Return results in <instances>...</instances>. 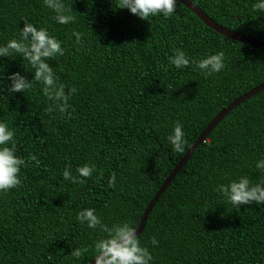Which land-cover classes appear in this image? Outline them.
<instances>
[{"label":"trees","instance_id":"1","mask_svg":"<svg viewBox=\"0 0 264 264\" xmlns=\"http://www.w3.org/2000/svg\"><path fill=\"white\" fill-rule=\"evenodd\" d=\"M192 1L218 23L264 41L256 0ZM65 3L76 19L62 25L41 0H0V46L20 39L25 17L63 41V56L44 59L68 95L61 112L57 103L64 101L43 95L21 53L0 56V120L15 130L17 154L26 160L21 184L0 193V264H88L107 230L125 221L139 226L166 176L217 113L264 82V50L220 34L179 0L171 17L150 21L116 0ZM73 29L84 33L81 45ZM173 48L197 59L223 51L225 67L208 76L194 65L176 69L168 63ZM15 72L31 88L10 92ZM177 121L183 153L167 141ZM261 157L264 90L223 118L154 205L138 236L152 264H264V204L236 207L219 190L240 176L251 184L264 178L255 167ZM85 163L96 171L82 183L63 178L65 166L75 176ZM86 207L100 217L96 228L75 220Z\"/></svg>","mask_w":264,"mask_h":264},{"label":"clouds","instance_id":"2","mask_svg":"<svg viewBox=\"0 0 264 264\" xmlns=\"http://www.w3.org/2000/svg\"><path fill=\"white\" fill-rule=\"evenodd\" d=\"M41 3L43 8L54 13L52 19L57 24L73 23L76 19L69 12L65 0H41ZM116 7L127 8L139 18L150 21V17L160 15L165 18L171 17L177 7V0H116ZM252 10L264 12V0H256L252 5ZM23 19L25 23L24 27L20 29V39H10L6 44L0 46V56L7 55L13 50L21 53L36 69L34 79L42 83L43 95L54 102L64 101V103H57V107L63 112L68 101V95L64 91L65 85L58 82L53 68L44 59L63 56L65 54V48L62 46L63 41L50 33L47 27L37 26L26 17ZM71 35L75 38L74 44L81 45L83 43L84 33L73 29ZM168 63L176 69H185L194 65L205 76L219 73L225 67L223 51L197 59L182 48H173L172 55L168 56ZM29 88H31V84L26 81L24 76L19 72L11 73L10 92L15 93ZM70 91L74 93L76 88L72 87ZM14 136L15 130L9 127L7 121L0 120V193H6L10 189L18 187L22 182L19 174L21 166L26 165V160L17 154V143ZM167 141L174 153L184 152L186 139L183 126L179 121L167 135ZM30 159L39 164V160L35 156H30ZM255 167L264 170V157L256 161ZM95 171L94 164L85 163L76 168L78 175L74 176L70 166H65L62 176L72 183H82V178L92 176ZM115 179L113 174L109 179V186L114 184ZM219 190L223 192L227 201L236 207L250 204L253 201L257 205L264 204V178L251 184L246 175L240 176L238 179L230 180L227 185H219ZM75 220L88 228H96L101 224L95 208L91 207L77 211ZM107 231L106 239H100L94 243L95 251L92 258H94L95 264H152V253L147 247L142 246L136 227L132 223L125 221L114 225ZM151 243L153 245L158 243L155 236L151 238ZM81 254L80 249H75L72 253L75 257H80Z\"/></svg>","mask_w":264,"mask_h":264},{"label":"water","instance_id":"3","mask_svg":"<svg viewBox=\"0 0 264 264\" xmlns=\"http://www.w3.org/2000/svg\"><path fill=\"white\" fill-rule=\"evenodd\" d=\"M181 1L187 8H189L192 12H194L207 26L211 27L212 29L216 30L220 34H223L224 36L231 38L233 40H237L249 45H252L258 49L264 50V41L240 33L236 30H233L231 28H228L217 21H215L212 17H210L204 10L200 8L196 3H194L192 0H179ZM264 90V82H261L260 84L254 86L253 88L249 89L245 93L238 96L233 102H231L227 107L222 108L217 115L211 120V122L206 126V128L202 131V133L199 135L197 140L194 142V144L187 150V152L184 154V156L174 165V168L172 171L166 176L165 180L161 184L160 188L156 191L153 198L149 201L147 204L143 215L141 217V221L139 226L136 228L137 235L139 236L147 223L148 217L154 207V205L157 203L161 195L165 192L167 187L170 185V183L173 181V179L176 177V175L181 171V169L184 167V165L188 162V160L192 157L193 153L197 149V147L204 142L205 138L208 136V134L223 120L224 117H226L234 108H236L238 105L246 101L247 99L251 98L252 96L256 95L257 93ZM88 264H95L94 259H92Z\"/></svg>","mask_w":264,"mask_h":264}]
</instances>
